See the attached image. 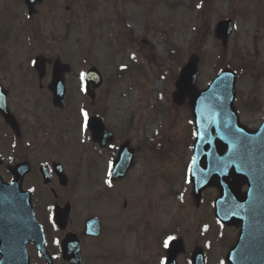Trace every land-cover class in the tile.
<instances>
[{"label":"rangeland","instance_id":"obj_1","mask_svg":"<svg viewBox=\"0 0 264 264\" xmlns=\"http://www.w3.org/2000/svg\"><path fill=\"white\" fill-rule=\"evenodd\" d=\"M167 1L169 2L167 9L171 13L174 10V5L172 0ZM242 1L239 3V8L237 7L238 3L236 5L238 12L232 15L235 21V31L230 39L228 51L224 54H222L220 44L214 40L213 36H208L207 26L204 29L200 44L193 45L196 41L192 42V26L196 23L195 17L199 10H194L192 14L179 7L175 13L176 25L180 28L179 34L173 32L172 35L168 33V36H152L147 38L146 44L141 46L136 40L145 37L142 34L143 28L141 26L129 27L128 44L131 45L133 53L130 50L119 55L116 48L120 45V42L125 41L123 38L120 40L115 39L114 44L113 42L110 43L113 50L111 56L106 55L109 45H104L105 50L104 48L100 50L96 45H91L89 54L85 55L82 52V44L78 41L74 42V36L67 39L61 36L59 28L43 30L42 27L35 28L32 34L33 46L31 49L18 48V56L22 58L31 55L32 52L44 49L50 54L59 52L63 60L71 63L73 68H75L76 74L73 77H68L66 97L67 101L75 103H68L64 112V114L68 113V115L73 117H76L82 103L86 104V99L79 90L77 73L88 62H92V64L94 62L101 69L104 75V84L97 91L96 106L94 109L89 107V111L92 110L93 113H98L97 115L101 118L103 116L104 119H102L106 121V126L111 127L114 131V139L116 140L114 147L118 146L119 142L124 139H129L135 148L138 147L142 151L140 155V151L137 150V158H139L138 161H135L131 176L137 174L141 177L144 173V179L148 175V184L153 187L150 189L149 186H140L138 188L139 191H133L132 194L124 192L121 195H118V193L125 188H116L118 193L111 208L112 212L116 216L121 211L123 203L126 202V220L138 223V230L128 237V243L140 245V240L142 239L140 236L141 227L144 230L150 229L143 224L141 226L145 216L143 212H153L154 219L164 232L170 231L171 220L177 218L180 228L188 229L189 234H191L193 231V225L191 224L198 218L203 221V224L206 223L211 226L209 229L210 245L207 247L208 264H219L223 257L224 250L222 245L219 244V232L217 229L213 230L211 224L212 221L214 222L211 202L217 195L216 191L210 190L208 194L204 195L201 210L197 212L193 211V206L191 205V187L187 185L186 192L183 191L185 187L182 179L191 159L193 133L188 104L184 103L182 106L177 107L172 102V94L176 75L180 67L186 62L188 54L200 52L204 55L199 68L198 89L204 88L208 84L217 73L221 64L230 62L235 69L240 70L236 82V107L241 109L244 102L248 103L250 99H254L256 105L261 108V111L257 107L243 110L240 113V120L251 129H255L260 125L264 112V35L254 39L255 23L248 17L251 16V10L249 9L251 6L246 0ZM225 2L227 3L214 5L208 3L203 5L200 16L207 21L211 29L216 23L215 20L230 15V6L228 1ZM134 8L136 17H138V9ZM187 19L188 21L192 19L189 29L186 23ZM258 24L264 25V10L260 12ZM119 30L121 31L122 29L117 28V26L111 27L113 35ZM151 31L152 28L149 27L148 34ZM121 32L124 35V30ZM17 36L19 41H25L28 33H23L19 28L17 29ZM52 36L55 39H52ZM104 40L107 42L109 40L108 36H105ZM171 46L181 49L180 59L174 62L167 56ZM222 55L224 56L223 58ZM242 56H245L246 60L243 61L241 59ZM233 57L234 61L232 60ZM245 62L252 63L253 65L251 66L255 68V71L247 69L246 66L244 67L243 64ZM122 66L125 67L126 72H119ZM163 68L166 71L162 72ZM134 89H137V92ZM35 98L42 102L46 100V95L35 91ZM77 102H80L78 106H76ZM44 105L45 103L42 102L41 107H35L36 117L49 116V114H45L44 108L49 105ZM82 112L83 110H80V116L75 118L74 131L78 138L84 139L86 131ZM50 115L52 114L50 113ZM157 133H161L164 136V141L161 142L162 147L165 148V153L163 154H155L153 151L158 152L160 135L156 136ZM49 135L46 136L47 143H52L56 137L58 140L66 138L65 132ZM154 137L155 139H153ZM113 144H115V141ZM21 145L25 146L26 140ZM66 147L70 153H73V148H71L69 141H67ZM80 147L87 148L88 145L82 144ZM81 149L78 148L79 153ZM48 152L51 155H55L51 147ZM47 155V152L42 154L35 152V156L38 159L46 158ZM85 155H90V152ZM66 156L69 157L68 155ZM100 166L104 168L102 160ZM82 170H85L84 167H82ZM102 171L98 175L90 174L89 176L91 179H99L97 186L94 188L87 186L86 191L91 195L103 190L101 186ZM89 178L85 179L81 175L78 180H83L82 184L84 186L88 184ZM160 179L164 183H168L170 187H174L175 184V187L166 190L164 186L162 188H158L157 185L154 186V182ZM73 181L78 186L79 193H81L75 174ZM71 191L72 187L68 192ZM183 192L184 195L182 196L181 193ZM37 195H39V192ZM107 195L105 194V196ZM168 221L170 223L166 225ZM112 222L115 227V218H112ZM195 229L196 227H194ZM158 234L159 230L156 231V242H158ZM33 261L35 264L37 263L36 259ZM184 262L185 260L182 259V263Z\"/></svg>","mask_w":264,"mask_h":264},{"label":"flooded vegetation","instance_id":"obj_2","mask_svg":"<svg viewBox=\"0 0 264 264\" xmlns=\"http://www.w3.org/2000/svg\"><path fill=\"white\" fill-rule=\"evenodd\" d=\"M146 1L59 0V4H54L53 6L55 10L57 9L55 19L62 23L64 27L75 29L82 28L83 22L86 21H90L92 25L101 26L113 21V17L117 19L122 17L126 20L132 7H140V10H143L146 6ZM44 2L45 0L36 7V13L28 18L27 14H25L26 8L23 0H0V178L5 182L12 180L10 169L20 162L19 155L24 150L22 155L25 158L22 160L30 164V173L23 180V188H27L26 190L31 192L38 220L44 230H47L50 229V220L46 213L48 210H52L54 206V203L51 207L49 202H47V193L52 190V187L41 186L39 195H37L36 187L39 181L42 182L40 167L43 164L51 166L54 162L60 161V156L51 155L49 159H38L35 156V152L42 154L50 149L46 141L38 137L41 132L46 130L44 128L47 123L43 117L35 118L34 71L28 66L27 58H25L26 66L20 65L17 52L18 37L14 35V29H17L18 25H30L35 22V16L40 14V9L44 6ZM20 7H22V10L18 11ZM46 11L48 10L46 9ZM121 13L122 16H120ZM93 14L95 16L89 18ZM45 16L46 14L42 15L43 25L46 24ZM23 45L28 47L29 42L26 41ZM43 87L39 88L42 89ZM7 120H14L17 127L9 125ZM52 124H54L53 129H55V122H52ZM20 140H27L24 148H20ZM108 151L111 152L110 150ZM93 164L95 163H90L89 158H86L84 163L80 162L79 165L77 164V170H75L74 174L77 175V171L81 167L89 168ZM63 167L69 174L68 162L63 161ZM51 178L56 184V176H51ZM68 183L67 187H58L57 203L60 206L71 203L72 200L68 197L75 199L76 187H72V191L67 193L71 184H74L70 174L68 175ZM98 220L101 223V234L96 237L83 235V221L79 215L78 217L73 216L72 219L70 218L66 231L55 234L51 241L47 234L46 243L54 262L59 260L60 263L67 264L61 258L59 243L66 232H73L78 236L84 264H87L89 260H94V264L163 263L164 247L162 242L164 239H162L161 245H158L157 248L144 249L140 254L138 249L131 250L129 245L125 248L122 244L116 247L114 229L106 227L109 225L107 219L98 217ZM175 231L177 232V228H175ZM224 231L225 236L222 241L223 245L226 246L235 237L236 229L224 228ZM172 235L178 236L174 232H172ZM182 236L185 238L184 235ZM30 247L35 250L32 245Z\"/></svg>","mask_w":264,"mask_h":264},{"label":"water","instance_id":"obj_3","mask_svg":"<svg viewBox=\"0 0 264 264\" xmlns=\"http://www.w3.org/2000/svg\"><path fill=\"white\" fill-rule=\"evenodd\" d=\"M219 29L220 32L226 30L227 36L231 30L230 23L220 24ZM223 38L226 42L225 35ZM37 66L42 72L43 64L37 61ZM63 68L67 66H55L57 72H54L52 82V86L55 87V100H61L63 96V72L59 71ZM196 77L197 64L194 60H190L181 72L176 84L178 92L174 94V100L179 104L186 97L190 98L195 118L197 138L189 180L193 183L196 198L200 197L201 192L208 187L218 188L220 196L215 202V215L223 221L226 215L237 217L241 212L249 213L252 203H264V122L259 130L253 132L239 124L232 104L235 84L232 73L223 72L212 82L207 91L200 93L195 92ZM86 84L92 85L93 89L101 85V78L96 70L87 72ZM89 95L94 99V92H89ZM93 121L96 120H91L90 124ZM93 135L94 140H97L99 132L95 129ZM126 147L127 144H124L121 149ZM121 156L123 153L119 155L113 167L115 178L123 176L128 169L123 166L125 163L122 164ZM243 185L248 186L244 197L238 192ZM8 191L9 187L4 186L3 203L7 199L5 195ZM17 192L20 193L18 196L20 203L24 202V207L19 212L29 220L31 218L29 196L19 189ZM230 218L231 220L226 223L235 224L239 220ZM27 226L28 223L23 226L26 232H28ZM20 234V230H15V242L23 239ZM0 252L3 256L0 264H28L24 244H17L13 250L10 245H6ZM197 260L199 257L193 255L192 264H200ZM174 261L175 254L171 257L170 253L168 264L169 262L174 264Z\"/></svg>","mask_w":264,"mask_h":264},{"label":"snow or ice","instance_id":"obj_4","mask_svg":"<svg viewBox=\"0 0 264 264\" xmlns=\"http://www.w3.org/2000/svg\"><path fill=\"white\" fill-rule=\"evenodd\" d=\"M199 7V5H198ZM83 80H84V74L82 73L81 74V90L83 91ZM82 116L84 117V121H85V126L87 125V121H88V116H87V113L86 112H82L81 113ZM164 246L167 247L168 246V241H165L164 242Z\"/></svg>","mask_w":264,"mask_h":264},{"label":"bare ground","instance_id":"obj_5","mask_svg":"<svg viewBox=\"0 0 264 264\" xmlns=\"http://www.w3.org/2000/svg\"><path fill=\"white\" fill-rule=\"evenodd\" d=\"M19 217H21V216H19ZM21 221H23V217L22 218H15L14 219V221H13V224H14V230H18L19 231V228H18V226H15L16 225V223H20ZM19 236H21L23 239L25 238L23 235H19ZM14 240H15V238H14Z\"/></svg>","mask_w":264,"mask_h":264}]
</instances>
